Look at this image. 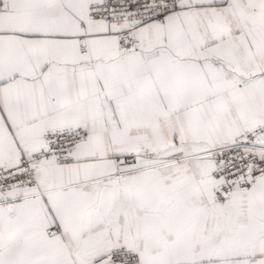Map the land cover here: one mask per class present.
Listing matches in <instances>:
<instances>
[{
	"label": "snow or ice",
	"instance_id": "6c2138e0",
	"mask_svg": "<svg viewBox=\"0 0 264 264\" xmlns=\"http://www.w3.org/2000/svg\"><path fill=\"white\" fill-rule=\"evenodd\" d=\"M0 264H264V0H0Z\"/></svg>",
	"mask_w": 264,
	"mask_h": 264
}]
</instances>
